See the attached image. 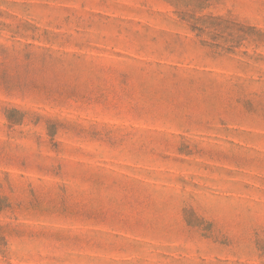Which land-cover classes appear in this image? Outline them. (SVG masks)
Here are the masks:
<instances>
[{
	"label": "rangeland",
	"instance_id": "obj_1",
	"mask_svg": "<svg viewBox=\"0 0 264 264\" xmlns=\"http://www.w3.org/2000/svg\"><path fill=\"white\" fill-rule=\"evenodd\" d=\"M0 264H264V0H0Z\"/></svg>",
	"mask_w": 264,
	"mask_h": 264
}]
</instances>
